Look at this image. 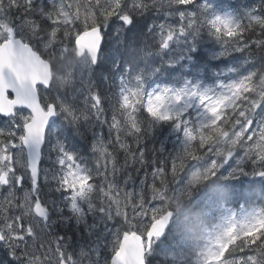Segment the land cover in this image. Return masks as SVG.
I'll return each mask as SVG.
<instances>
[{"label": "rangeland", "instance_id": "rangeland-1", "mask_svg": "<svg viewBox=\"0 0 264 264\" xmlns=\"http://www.w3.org/2000/svg\"><path fill=\"white\" fill-rule=\"evenodd\" d=\"M103 1L98 13L95 0H0V42L13 29L42 55L52 51L63 58L54 70L57 87L41 89L44 102L57 103L59 118L47 134L44 185L37 193L32 186L19 185L20 179L32 183L23 146L24 126L32 115L22 109L14 117H0V135L12 137L0 143V167L9 180L0 184V222L9 244L6 252H0V264H110L125 233L145 234L168 210L175 211L173 223L178 226L181 215L207 186L217 185L214 197L219 199L218 193L229 183L256 179L264 170V74L256 79L252 70L245 71L244 60L230 57L223 43L201 45L195 26L198 10L176 6L189 0H171L170 11L155 12L150 19L151 39L157 43L154 57L147 66L134 69L119 47H125L124 33L132 21L129 9L141 8V3ZM153 2L162 8L164 0ZM20 4L34 6L23 15L18 14ZM238 4L220 10L210 0H198L194 6L203 8L201 16L220 33L243 19L261 17L255 5L243 0ZM109 12L116 16L112 21ZM43 18L50 26L37 33ZM99 18H104L103 24L97 23ZM90 24L101 26L107 38L94 68L87 54L79 57L76 46H69L70 40L75 42L92 28ZM79 27L84 29L80 33ZM199 48L215 61L228 57V64L206 79L195 65ZM100 62L116 72L121 97L116 115L103 113L105 106L95 91L94 72L100 71ZM106 104L114 112L113 104ZM146 117L149 120L142 125ZM137 131L147 138L140 146L130 140ZM73 134L88 137L86 156ZM112 146L126 150L125 162L115 156ZM147 147L153 157L159 153L150 162L151 173L143 166ZM132 148L137 151L131 152ZM166 163L168 174H164ZM185 163L186 172L175 173ZM260 193L263 196L246 190L242 200L221 203L213 223L198 222L195 230L189 229L192 253H187L185 264H261L264 243L247 241L250 245L242 253L228 252L239 237L264 225V193ZM37 194L51 210L47 220L34 212ZM159 242H153L148 256Z\"/></svg>", "mask_w": 264, "mask_h": 264}, {"label": "trees", "instance_id": "trees-1", "mask_svg": "<svg viewBox=\"0 0 264 264\" xmlns=\"http://www.w3.org/2000/svg\"><path fill=\"white\" fill-rule=\"evenodd\" d=\"M95 1H96L95 7L97 9V12L100 13L101 12L100 9L102 8L101 6L104 1L103 0H95ZM134 1L140 2L141 8L135 7L129 9L132 12L133 17L131 23L128 25L124 33V43L126 48L124 46L123 47L120 46L119 50L122 56L124 57V60L129 62V64L133 66L134 69H137L139 68V66H137L139 64H145V66H147V63L149 62L148 60L154 57V52L155 49L157 48L156 41L154 42L151 39L152 34H150L151 31L150 19L153 17L156 11L159 10L170 11V8L173 7V4L171 0L167 2H165L164 0V2H162V8H161V7H157L155 5V2H153V0L152 1L132 0V2ZM243 1L247 2L246 5L248 4L255 5L261 17L258 20H253L250 22H247L246 20L243 19L236 27L226 30L223 29L221 30L220 33L214 32L213 26L211 25L209 19H207L205 16L204 17L201 16L203 8L199 9L198 6L196 5L194 6V4L198 2V0H189L188 3H179V5L176 6L181 8L184 6H188L195 10H198V15L196 17L197 22H195V26L197 31L199 32V41L201 42V45L211 46L215 43L225 44L232 53L230 57L236 56L238 59L244 60L245 71L252 70L253 73L255 74V78L257 79L258 76L264 74V9H263L264 0H243ZM123 2L126 4L127 2H129V0H123ZM210 2H212L213 5L220 10H226L239 6L238 4L239 0H210ZM33 6L34 4H31L29 6L20 4V7L18 9L19 10L18 14L24 15L29 13L30 8ZM108 9L109 7L107 6L104 12ZM108 14L110 15V21H112L116 17L113 12H109ZM102 21L104 22V18H99L97 23L103 24ZM38 25H39V29L36 32L40 33V30H42L44 27H47L48 25L50 26V22L43 18L42 22H38ZM92 26L93 25H91V27ZM78 30L80 33L84 29L83 27H79ZM106 39H105V43H106ZM56 44L57 43H55L54 46ZM240 44H242V46L239 51L237 50V46ZM69 46L71 48H75V42L73 41V39L70 40ZM124 48L126 49V53ZM35 49L38 48L35 47ZM128 50L130 51L129 53L130 56L128 55L126 57ZM150 51L153 54H151ZM195 56H196L195 65L197 66V68H200V71L202 72L201 73L202 76L205 77L206 79L210 78V73L212 71H215L216 69L226 66L229 61L228 57H222L219 60L215 61L214 59L209 57L204 50L201 49L196 52ZM43 57L51 62L54 70L55 69L57 70L58 66L63 62L62 59H60V57L57 54H55V52L52 53V51L51 53H47L46 55L43 54ZM99 69L100 71L94 72L95 89H96L95 91L97 92L98 96L101 97L102 102L105 106L106 110L103 111V113L106 114L107 116L109 115V113H113V115H116L118 113V108L116 107L119 106L121 102L120 91L118 89L119 84L116 77V72L106 62H100ZM51 87L52 88L57 87L56 79H54ZM43 99L45 98L43 97ZM108 101L109 103L113 104V107L115 108L114 112L109 108H106V106H108L106 104ZM48 102H51V100H49ZM144 115L145 114L143 113L142 110L140 112V116L143 118ZM148 120L149 119H147V117L146 119H142V125H145L148 122ZM143 133L145 132L137 131L135 134H133L130 137L132 143L133 144L137 143V146L143 145L141 143H144L147 140L146 135ZM72 137L74 138L75 141L74 143L78 144V146L82 148L81 149L82 154L86 156L85 140L87 141L88 137L82 134L79 135L73 134ZM147 143H149V140ZM147 146H149V144ZM112 148L114 150L115 156L119 160H123L125 162L126 150L117 146H112ZM202 149H204V147H202ZM136 151H137L136 148H132L131 152L135 153ZM152 157L153 156L151 155V149L147 147V153H146L147 161L146 160L143 161L144 163L143 166L148 173H151V170L153 168L151 167L152 159H154L155 157L158 159L159 153L157 152L156 156L153 158ZM191 160L192 159H188L187 162L190 163ZM134 163L135 164H133L131 167L132 172H134L135 169L138 167L137 161ZM165 165H166V170L164 174L166 173L168 174L169 173L168 163H166ZM185 167H186V163L183 165L182 168L184 169H182L181 172L176 171L175 173L178 174L185 173L187 170V168ZM94 178L96 181H98L100 179V176H96ZM228 186L229 188L226 187L224 191L218 193L219 194L218 197H220L219 199L214 197V194H216V192L218 191L217 185L207 186L206 187L207 191L205 192V194L201 193L200 196H196L197 198L196 201L194 202V205L189 206L187 212L181 215L179 225L176 226V223L174 222L169 227L164 237L160 239V242L155 245L153 249V253L149 256L147 255L146 264L187 263L189 260H185V257L187 256V253H192V244L187 243V241H189L190 233L198 227V222H203L204 224L213 223L220 215V211L222 207L221 203L223 202L225 203L226 201H230L231 199H234L236 201L242 200L246 190L251 191L253 193L257 191L260 196H263V194H261L260 191L264 193V180L255 181L254 179H249L247 177L246 180L231 182L229 183ZM201 191L203 192V190ZM212 197L214 198L213 200ZM263 227L264 225L260 227L255 233L249 234L246 237L245 236H241V238L239 237L235 242L236 244H232L228 252H231V250L234 249L242 253L243 251L248 249L247 246L250 245V242H252V244L258 242V246H260V244H263L264 243ZM189 229L192 231H190ZM247 241L250 242L247 243ZM242 246H244L245 248L243 247V249L237 250V248H240ZM172 255H174L175 259L172 257ZM180 256L184 259L183 262H181V259H179ZM6 258L8 257L6 256ZM11 263L12 261H10L9 264ZM261 264H264V260L262 261Z\"/></svg>", "mask_w": 264, "mask_h": 264}, {"label": "water", "instance_id": "water-1", "mask_svg": "<svg viewBox=\"0 0 264 264\" xmlns=\"http://www.w3.org/2000/svg\"><path fill=\"white\" fill-rule=\"evenodd\" d=\"M128 21L129 19L126 18V22ZM103 42L104 36L99 25L82 32L75 40L78 56L82 57L87 52L93 65H96ZM53 79L54 73L50 61L10 29L8 38L0 43V115L13 116L17 108H26L32 114V119L24 127L23 145L27 151L28 169L35 191L38 187L46 134L57 118L56 104L50 103L44 107L39 89L50 88ZM249 128L250 125L247 129ZM257 177H264V171L258 173ZM34 211L38 217L47 218L46 208L40 202L35 205ZM173 216L174 212L170 210L153 221L145 237L135 232L126 233L119 249L112 257L111 264H146V249L151 247L155 239L165 235Z\"/></svg>", "mask_w": 264, "mask_h": 264}, {"label": "flooded vegetation", "instance_id": "flooded-vegetation-1", "mask_svg": "<svg viewBox=\"0 0 264 264\" xmlns=\"http://www.w3.org/2000/svg\"><path fill=\"white\" fill-rule=\"evenodd\" d=\"M11 138L12 137H4V136L0 135V143H1V141L4 142L5 140L11 139ZM1 139H4V140H1ZM44 161H45V157L43 156L42 165H41V172H40V179H39L38 188H37L36 191L34 190L33 182L30 183V181H25L23 183V180L20 179L19 180V185H22V186L28 187V188H30L32 186L33 192L37 193V191H39L41 189V187L44 185L41 182V177H42L43 168H44V165H43ZM0 180H1L0 184L3 182L2 184H4V186L7 185L8 181H9L7 176H6V174L2 171L1 167H0ZM37 202H40L41 204H43V206L46 208L47 216L49 217L50 214H51V210H50V208H49V206L47 204L42 202L41 197L38 194L35 197V203H37ZM48 217H47V219H48ZM47 219H45V220H47ZM0 236H1V238H0V252L3 253V252H6L9 249V246H8L9 244L6 241L5 235H4L3 230H2V222H0ZM4 242H6L7 245H3ZM3 257H6V256L4 255Z\"/></svg>", "mask_w": 264, "mask_h": 264}, {"label": "bare ground", "instance_id": "bare-ground-1", "mask_svg": "<svg viewBox=\"0 0 264 264\" xmlns=\"http://www.w3.org/2000/svg\"><path fill=\"white\" fill-rule=\"evenodd\" d=\"M263 9H264V7H263ZM164 13V12H163ZM155 15V14H154ZM78 33V32H77ZM258 41H259V39H258ZM249 42H250V40H249ZM250 45V44H249ZM254 48V47H253ZM103 50V49H102ZM251 51V50H250ZM253 55H254V53H253ZM255 58V57H254ZM63 59V58H62ZM94 68V67H93ZM44 194H45V192H44ZM1 260V259H0ZM5 262V261H4ZM7 262V261H6Z\"/></svg>", "mask_w": 264, "mask_h": 264}]
</instances>
